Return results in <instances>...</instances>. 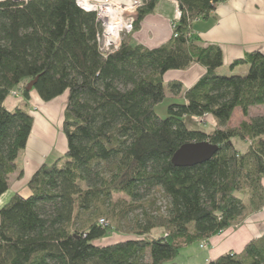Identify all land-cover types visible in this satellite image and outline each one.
Listing matches in <instances>:
<instances>
[{
    "label": "trees",
    "instance_id": "trees-1",
    "mask_svg": "<svg viewBox=\"0 0 264 264\" xmlns=\"http://www.w3.org/2000/svg\"><path fill=\"white\" fill-rule=\"evenodd\" d=\"M159 1L143 0L133 32L105 57L95 15L74 0L0 2V196L15 172L22 177L15 161L33 126L27 84L38 78L32 90L44 103L67 94L66 152L34 173L27 197L16 194L0 209V264H175L181 249H206L262 209L264 115L229 123L236 109L247 117L249 108L264 107V55L230 64L231 71L247 66L245 75H221L220 48L191 36L192 22L226 0H175L180 17L170 40L151 50L131 44ZM191 64L205 73L160 118L155 107L166 93L181 92L179 83L165 86L163 75ZM13 92L23 105L9 111L4 101ZM207 118L215 123L210 132L186 123ZM201 142L218 152L193 167L172 165L181 146ZM112 218L128 220L125 232L134 237L94 245L110 229L100 224ZM207 264H264V234Z\"/></svg>",
    "mask_w": 264,
    "mask_h": 264
},
{
    "label": "crops",
    "instance_id": "crops-1",
    "mask_svg": "<svg viewBox=\"0 0 264 264\" xmlns=\"http://www.w3.org/2000/svg\"><path fill=\"white\" fill-rule=\"evenodd\" d=\"M177 11L175 0H160L154 11L145 16L139 29L130 36V43L141 45L150 50L167 43L172 36V23L176 20ZM190 34L198 39L200 46L215 45L220 48L223 64L217 70L218 74L245 75L248 70L247 66H238L232 71L229 66L233 61L242 59L249 53L258 52L264 55V0H231L220 3L206 18H199L192 22ZM204 73V68L197 64H191L185 70L167 71L162 78L163 84L167 86L170 83H179L181 92L175 97L168 92L166 95L170 100L183 103L186 91ZM66 103L67 94L44 103L35 91L32 90L29 93L27 110L35 119L37 127L41 125L42 129L34 132L36 125L32 127L25 149L18 154L15 161L17 169L22 171V177L20 179H17L16 175L10 177L8 190L0 196V209L16 194L27 197L30 194L27 184L34 173L43 165H49L52 155L54 162L66 152V140L63 133L46 123L54 116L56 117L58 113H63ZM22 105V98L16 94L9 95L4 101V107L9 111ZM255 108L263 107L249 108V115ZM237 110L233 112V115ZM239 112L241 114V111ZM260 115H264V111L250 116ZM231 121L232 118L229 126ZM230 127L235 128L238 125ZM262 186L264 191V176ZM263 234L264 205L260 211L249 214L241 224L232 226L209 239L206 249H199L198 243V249L202 252L199 262L207 264L227 253L239 254L248 242Z\"/></svg>",
    "mask_w": 264,
    "mask_h": 264
},
{
    "label": "rangeland",
    "instance_id": "rangeland-1",
    "mask_svg": "<svg viewBox=\"0 0 264 264\" xmlns=\"http://www.w3.org/2000/svg\"><path fill=\"white\" fill-rule=\"evenodd\" d=\"M12 1L16 2L15 0H12ZM27 1H29V0H27ZM27 1H21V2H27ZM230 1H227V2H230ZM0 2H2V0H0ZM11 94L13 95V94H15V92L11 93ZM172 103H179V102H177L175 100H170L169 96L166 95L165 100L161 104H159L158 106L155 107V113L160 118H166L167 108ZM237 111L234 113V115L232 117V121H231L230 126L231 125H239V123L242 121H248L252 115L257 114V112L260 113V111H264V107L263 108H255L254 110H252V112L250 114L251 116L248 115L247 117H244L243 115H241L242 113L240 114V112H239L240 110H237ZM31 112H34V111H31ZM62 120H63V113L61 112L60 114L58 113V115L56 117L54 116V118H51L49 121L50 123L48 121H46V123L50 124L55 130L58 129V131H61V133H62ZM186 123L190 128L201 130L204 132L212 131L214 129V126H215L213 123V120L209 119V118H207L205 120L194 119L193 123L195 125L188 120L186 121ZM34 125H36V124H35V119L33 118V126ZM40 126L41 125H39L37 127V125H36V128H34V132H36V130L41 131L42 127H40ZM60 127H61V130H60ZM31 137H33V134H31ZM31 137H30V139H31ZM233 143H234L236 148H238L239 150H242V151H244L248 145L247 143H244V142L240 141L239 139H234ZM63 155H61V156H63ZM53 158H54V156L52 155V160L49 161L50 164L53 162V160H54ZM13 175H17V172H15ZM121 197L122 196H120V195L114 196L113 201H116V200L120 199ZM245 218L239 224H241L245 220ZM103 223L104 224H100V225L101 226L104 225V227H109L110 229L104 238L99 239V240L94 242V245H96V246L104 247V246L112 245V244L122 242V241H125L128 239H132L134 237L132 234L125 232L127 226H129V224H130L128 220L119 222V221H116V219L112 218V219L105 220V222H103ZM239 224H237V225H239ZM237 225H234V226H237ZM158 232H159V230L156 229L155 231H153V233L151 235L155 237V236H157ZM201 255H202V252L199 251V249H198V243H194V244L189 245L188 247L181 249L178 256L175 258L174 262H175V264H202L201 262H199V260L201 259L200 258Z\"/></svg>",
    "mask_w": 264,
    "mask_h": 264
},
{
    "label": "built area",
    "instance_id": "built-area-1",
    "mask_svg": "<svg viewBox=\"0 0 264 264\" xmlns=\"http://www.w3.org/2000/svg\"><path fill=\"white\" fill-rule=\"evenodd\" d=\"M227 1L230 0L225 2ZM74 3L80 10L95 15L99 25L96 34L97 48L105 57L117 51L122 39L133 32L137 12L143 0H74ZM179 17L178 10L176 21Z\"/></svg>",
    "mask_w": 264,
    "mask_h": 264
},
{
    "label": "water",
    "instance_id": "water-1",
    "mask_svg": "<svg viewBox=\"0 0 264 264\" xmlns=\"http://www.w3.org/2000/svg\"><path fill=\"white\" fill-rule=\"evenodd\" d=\"M37 77L29 82L26 91L31 92ZM218 152V147L207 142L189 143L181 146L173 155L171 163L174 167H193L210 160ZM65 154V153H64Z\"/></svg>",
    "mask_w": 264,
    "mask_h": 264
},
{
    "label": "bare ground",
    "instance_id": "bare-ground-1",
    "mask_svg": "<svg viewBox=\"0 0 264 264\" xmlns=\"http://www.w3.org/2000/svg\"><path fill=\"white\" fill-rule=\"evenodd\" d=\"M15 1H19V0H15Z\"/></svg>",
    "mask_w": 264,
    "mask_h": 264
}]
</instances>
